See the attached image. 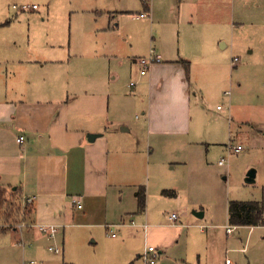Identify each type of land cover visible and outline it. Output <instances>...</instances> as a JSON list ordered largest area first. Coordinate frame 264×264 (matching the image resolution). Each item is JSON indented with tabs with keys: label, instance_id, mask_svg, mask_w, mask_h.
<instances>
[{
	"label": "crops",
	"instance_id": "1",
	"mask_svg": "<svg viewBox=\"0 0 264 264\" xmlns=\"http://www.w3.org/2000/svg\"><path fill=\"white\" fill-rule=\"evenodd\" d=\"M144 5L147 17L141 13L137 18L154 24V11L149 3ZM210 14L202 10L200 17ZM246 18L255 27L244 44L250 60L247 66L264 65V0L258 13ZM0 35V187L19 192L24 202L34 199L29 207L30 226L59 227L54 240L35 228L21 231L22 238L48 251L57 246L60 253L49 252L59 255L64 254L66 236L73 230L92 237L100 228L119 243L108 256L109 264H144L142 254L147 246L159 251L156 264H264V227L229 225V201L220 184V176L227 172L218 165L222 158L212 166L210 148H202L219 145L209 143L217 137L219 123L194 121L201 117L194 115V105L218 90L221 66L228 65L222 63L221 50L211 36L185 35L183 50L180 35V50L159 49L160 62L151 65L145 75L140 74L137 62L143 57H132L136 68L126 86V78L114 72L117 55L108 57V69L103 62L89 65L81 61V72H62L74 58L71 44L66 59H52L48 51L56 44L50 35L40 56L31 42L20 43L21 31L16 27L0 24ZM220 47L228 45L220 42ZM235 58L230 69L238 71L242 64L236 66L239 60L234 63ZM185 62L190 64L189 73ZM262 75L264 68H259L253 79L259 81ZM242 122L255 127L247 120L234 119L230 106L224 126L228 125L231 136L234 128H240L239 134H249L251 129L241 130ZM208 126L212 130L205 132ZM89 135L97 137L90 142ZM21 136L23 144L17 141ZM168 165L182 169L186 179L181 182L188 192L184 202L172 200L176 203L174 220L172 215L166 218L164 207L159 206L169 203L165 198L178 199V191L184 193L177 178L169 185L162 183L166 174L162 168ZM202 171H208L223 191H219V203L224 209L212 210L217 197H198L195 192V175ZM142 188L146 202L144 211H139L136 193ZM74 198L82 208L73 203ZM204 198L212 200L207 207L199 202ZM208 209L212 210L210 217ZM242 229H247L246 236ZM219 230H225L224 240ZM230 254L235 263L227 259ZM62 264L101 263L64 260Z\"/></svg>",
	"mask_w": 264,
	"mask_h": 264
},
{
	"label": "rangeland",
	"instance_id": "2",
	"mask_svg": "<svg viewBox=\"0 0 264 264\" xmlns=\"http://www.w3.org/2000/svg\"><path fill=\"white\" fill-rule=\"evenodd\" d=\"M148 3L154 11V24L149 20L137 18L146 10L142 0H0V24L16 27L21 31L20 43L31 42L32 46L38 49L39 56L43 54L40 48L44 46L47 35L54 37L53 42L56 44L55 49L48 51L47 57L52 59H66L69 55L68 45L71 44L74 58L70 64L62 67V72H81V61L82 64L89 65L103 62L108 69V57L117 55L114 72L122 79L126 78V86L132 80L130 76L136 68L132 57L148 56L152 48L155 49L156 55L159 49L166 48L176 53L180 50V35L183 50L185 35L211 36L213 43L221 50L222 63L226 62L228 65L226 68L221 66L218 90L208 92L204 102L194 105V115H201L194 117V121L201 120L209 125L219 123L217 137L209 141L219 145H203L202 148H210L209 161L212 166L223 157L228 160L229 166L223 168L227 173L220 176L224 192L211 180L208 171L195 175V192L198 197H217V204L211 206L212 210L224 209L223 204L219 203V191L226 195L229 202L264 201V131L256 128L260 126L264 129V75L259 81L253 79L254 71L264 68V65L257 63L247 66L250 60L247 55L248 48L244 45L251 39L255 28L246 16L257 14L263 0H148ZM23 5H35L37 8L23 11ZM14 6H17V9H13ZM202 10L212 16L210 14L205 19L201 18ZM188 22H191L193 27H188ZM220 42L228 45V48L222 49ZM235 57L239 60L236 66L242 64L238 71L230 69V63ZM193 84L195 85L194 82ZM238 85L241 87L238 88ZM230 106L234 119H243L255 124L253 128L247 123H239L241 130L251 129L248 135L239 134L240 128H234L231 136L228 125L225 128ZM212 127L204 128L205 132H210ZM231 139L234 145L243 147L242 152L227 154L225 147L231 143ZM172 166L162 168L163 173H166L162 179L163 184L169 185L174 178L180 182L186 179L180 173L182 169L175 170ZM251 170L256 171V177L254 182H247V175ZM218 174L220 175L219 172ZM178 187L184 192L178 191V199L168 197L169 199L163 200L169 203H157L161 208L164 207L166 218L176 211V203L172 200L179 202L181 199V202H184V198L188 197L186 187H183V184ZM199 202L207 207L212 200L204 198ZM20 203L22 208L27 207L29 210L30 206L26 205L21 196ZM212 210L208 209V217ZM222 213L223 210L220 211V214ZM30 217L29 214L13 228L0 225V264H24L31 261H37L39 264H62L64 260H72L75 263L92 260L109 264V254L119 248V243L100 228L92 237L88 232L81 233L79 229H75L72 235L66 236L64 254H53L47 247L35 246L32 239L21 237L18 226L26 222L31 225ZM207 220L200 222L207 224ZM24 230L27 229L22 232ZM245 230L247 229H242L244 236ZM219 231L224 240L225 230ZM227 259L235 263L232 254L228 255Z\"/></svg>",
	"mask_w": 264,
	"mask_h": 264
},
{
	"label": "trees",
	"instance_id": "3",
	"mask_svg": "<svg viewBox=\"0 0 264 264\" xmlns=\"http://www.w3.org/2000/svg\"><path fill=\"white\" fill-rule=\"evenodd\" d=\"M187 65V72L190 71V64ZM17 191H8L0 187V225L13 228L14 225L23 221V218L30 214V209L22 208L20 195ZM168 196H174L175 192L165 191ZM139 211H144L146 193L144 188L136 193ZM228 222L235 227H264V201L240 202L232 201L228 205Z\"/></svg>",
	"mask_w": 264,
	"mask_h": 264
},
{
	"label": "built area",
	"instance_id": "4",
	"mask_svg": "<svg viewBox=\"0 0 264 264\" xmlns=\"http://www.w3.org/2000/svg\"><path fill=\"white\" fill-rule=\"evenodd\" d=\"M144 4L148 5V0H143ZM37 6L33 5H23L21 7V10L26 11V10H31V9H36ZM13 9H17V6H14ZM141 17H147V13H143L141 14ZM238 59L235 58L234 59V63L237 62ZM139 66L141 67V75H145L147 70L149 69V67L151 65H153L154 63H159L160 62V58L158 56H156L155 52L152 50L149 55L147 57H143L140 58L138 61ZM131 87L135 86V83H131L130 84ZM19 144H23L25 139L24 137H19L17 139ZM226 150H227V154H239L240 152H242L243 147L241 145H234V143H230L226 146ZM218 165L221 167H227L228 165V160H226L225 158H222L219 162ZM26 205L27 206H31L34 202L33 198H27L26 200ZM73 203L80 209L81 204H80V200L78 198H74L73 199ZM171 219H176V215H172ZM19 230H23L25 228H35L36 230H38V232L44 236L49 237L51 240H54L55 237L57 236V233L59 232V227L58 226H54V225H49V226H45V225H39V226H30L27 225L26 223H23L21 225L18 226ZM201 229L203 230V227H201ZM232 230L229 228L227 230L228 233H230ZM49 251L53 252V253H60L61 249L57 246H50L49 247ZM159 258V251L157 250L156 247L154 246H147L145 248L144 253L142 254V260L144 262V264H156L157 260ZM230 262V261H228ZM24 264H39L37 261H31L29 263H24Z\"/></svg>",
	"mask_w": 264,
	"mask_h": 264
},
{
	"label": "water",
	"instance_id": "5",
	"mask_svg": "<svg viewBox=\"0 0 264 264\" xmlns=\"http://www.w3.org/2000/svg\"><path fill=\"white\" fill-rule=\"evenodd\" d=\"M97 136L96 135H89L88 136V140L90 142L94 141V139L96 138ZM255 177H256V171L255 170H251L248 175H247V182H254L255 180ZM197 217L199 218H202L203 217V214L201 213H194Z\"/></svg>",
	"mask_w": 264,
	"mask_h": 264
}]
</instances>
